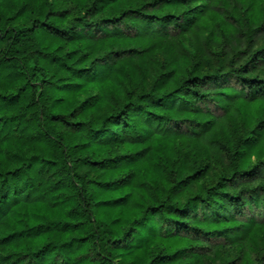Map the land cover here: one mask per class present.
Instances as JSON below:
<instances>
[{"label":"trees","instance_id":"obj_1","mask_svg":"<svg viewBox=\"0 0 264 264\" xmlns=\"http://www.w3.org/2000/svg\"><path fill=\"white\" fill-rule=\"evenodd\" d=\"M254 30L264 0H0V264H264V184L234 187L264 166V38L202 45Z\"/></svg>","mask_w":264,"mask_h":264},{"label":"rangeland","instance_id":"obj_2","mask_svg":"<svg viewBox=\"0 0 264 264\" xmlns=\"http://www.w3.org/2000/svg\"><path fill=\"white\" fill-rule=\"evenodd\" d=\"M250 37L249 39L246 38V35H243L240 32L228 34L226 37L220 38L219 41L222 44L224 55L221 57L216 56L215 57L211 54V51L214 49V46H209L207 42L202 41V45L204 47L205 54L208 56L211 64L213 66L218 65H227L230 64V61L232 60L234 65H237L239 61H242L243 58H246L249 53L254 48V45H256L262 38H264V32L261 30H254L250 31ZM250 40V41H249ZM214 45V44H213ZM215 47L220 48L219 45H216ZM219 57V58H218ZM224 84H233L236 86H240L239 83H235V80H232L231 78H222V80L219 81L218 85H224ZM216 88L215 83H211L208 85L206 92L209 93L208 95V106L211 110L215 111L216 114L221 113V107L217 104V102H213L210 98H213V92ZM264 184V166L258 170L255 176L251 178H239L235 181L234 187L238 190L240 188H244V191L247 192L251 189H256L257 192L259 190V185ZM256 192L255 191H249L248 196L253 197ZM260 212V208L256 207L254 205L249 206L245 205L243 208V215H240V218L242 220H246L247 218L251 216L258 217ZM260 217V216H259ZM197 249L199 250H207L208 252L217 254V249H220L219 245V239H214L212 241H203L196 245ZM221 251V250H219ZM227 256L225 257V259ZM254 264V263H253Z\"/></svg>","mask_w":264,"mask_h":264}]
</instances>
